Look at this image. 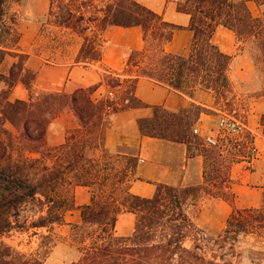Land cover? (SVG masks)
I'll list each match as a JSON object with an SVG mask.
<instances>
[{
    "label": "trees",
    "instance_id": "trees-1",
    "mask_svg": "<svg viewBox=\"0 0 264 264\" xmlns=\"http://www.w3.org/2000/svg\"><path fill=\"white\" fill-rule=\"evenodd\" d=\"M6 1L0 0V64L8 53L19 60L8 76L0 73V236L29 229H35V235L43 230L45 234L40 236L51 235L55 226L65 223V214L75 209L74 188L83 186L90 188L91 202L80 209L81 224L71 226L69 239L79 255L70 264H239L235 260L241 257L237 244L242 236L238 235L248 233L255 222H264V207H234L219 236L207 235L194 221L203 192L234 205L232 194L224 188L226 179H222L221 185L215 182L222 170L229 169L227 159L219 151L207 148L192 132L200 114H212L211 110L192 106L171 113L153 106V117L138 120V128L144 136L186 144L190 157L202 155L205 184H214L212 189L158 184L153 197L136 196L129 190L136 159L111 154L105 140L114 113L148 107L135 93L140 78L187 96L200 88L213 92L218 101L228 100V95L235 101L229 76L233 56L224 54L212 43L218 26L232 30L242 49L252 53L255 94L264 95V13L254 17L245 1L179 0L177 9L190 16L187 29L194 33L190 54L181 56L167 53L164 47L171 43L176 30L184 28L167 22L136 0H49V26L68 29L84 39L77 62L100 58L97 37L105 29H142L144 47L130 51L126 61L127 87L118 99L96 102L92 99L96 87L80 89L72 95L34 88L36 74L28 68L24 70L28 56L14 52L19 36L10 46L2 41L3 33L12 32L5 21ZM254 1L264 5V0ZM259 73L260 80L256 81ZM19 81L28 89L29 99L12 102L9 96ZM107 82L113 89L121 88L119 77L110 76ZM231 106L225 104L226 111L238 114ZM65 107L78 119V127L68 133L64 144L42 151L49 124ZM31 154L39 157L33 158ZM106 159L122 160L126 165L121 172L113 173L112 168L103 165ZM57 187L65 193L50 198L49 189L58 193ZM36 202L40 206L32 216L30 207ZM192 209H196L194 213ZM122 212L135 216L130 236L115 234ZM0 264L46 262L1 243ZM248 264L263 263L252 260Z\"/></svg>",
    "mask_w": 264,
    "mask_h": 264
},
{
    "label": "crops",
    "instance_id": "crops-1",
    "mask_svg": "<svg viewBox=\"0 0 264 264\" xmlns=\"http://www.w3.org/2000/svg\"><path fill=\"white\" fill-rule=\"evenodd\" d=\"M178 1L149 0L144 5L162 15L167 22L184 28L174 32L171 43L165 45L164 50L167 53L188 56L194 33L187 29L190 16L178 11ZM235 1H245L254 17H260L264 13V5L260 6L254 0ZM46 4L49 11V0H46ZM21 33L17 50L14 52L28 56L24 70L28 68L36 74L34 82L36 90L72 95L80 89L96 87L92 95V99L96 102L106 100L111 95L116 96L117 99L120 97L126 85L124 80L129 77L125 75L129 53L132 50L140 51L144 47L143 32L140 27H110L100 32L97 37L101 48L100 58L95 61L77 62L84 39L72 31L48 26V31L45 32L42 25H34ZM46 33L49 40L36 49L37 41ZM212 43L224 54L233 56L229 76L236 99L240 103L241 109L238 114L245 119L253 142L260 151V158L250 169L240 159L223 156L229 166L225 172L224 188L232 194L233 206L222 198L204 192L201 195L197 215L194 218L195 224L207 235L219 236L226 228L234 207L240 210L264 207V126L262 125L264 95L255 94V66L252 53L247 48L242 49L236 34L230 29L218 26L212 36ZM18 60L17 57L6 54L0 64V73L8 76ZM110 76L120 78L121 88L113 89L108 85L107 78ZM135 93L148 107L114 113L109 119L105 140V147L111 154L130 156L137 161L129 184L130 192L136 196L151 198L158 184L212 189L214 184H205L202 155L190 157L186 144L142 135L138 128V120L152 118L153 106H161L171 113L190 109L192 106H201L213 112L201 113L194 122L193 127L198 126L201 137H204L217 131L218 120L223 113L222 104L216 99L215 94L197 88L192 96H187L148 78L138 79ZM29 95L28 89L19 81L12 89L9 100L27 101ZM78 125V119L72 110L65 107L49 124L46 145L56 147L64 144L68 133ZM73 192L75 209L67 212L65 223L55 226L53 231L62 239L68 237L67 227L81 224L80 209L91 202L90 188L77 186ZM134 224L135 216L132 213H120L115 234L132 235ZM250 236L257 234H246L247 238ZM251 239L257 241L253 251L261 253L258 261L264 264V235ZM248 254L249 250L245 249L241 252V258L248 260Z\"/></svg>",
    "mask_w": 264,
    "mask_h": 264
},
{
    "label": "rangeland",
    "instance_id": "rangeland-1",
    "mask_svg": "<svg viewBox=\"0 0 264 264\" xmlns=\"http://www.w3.org/2000/svg\"><path fill=\"white\" fill-rule=\"evenodd\" d=\"M137 2L141 4L148 3L149 0H136ZM48 7L46 4V0H7L5 5V21L7 22L8 26H11L12 32L2 34V41L7 45H13L14 40L21 35L22 31L25 29H30L34 25H42V28L45 29V32L48 31V21H47V13ZM91 35V33H88ZM49 40V36L46 34H43L41 38L37 41V47L36 49L43 46V44L47 43ZM49 47V46H47ZM27 60H25L24 64H26ZM259 75V76H258ZM256 76V81L260 80L259 77L260 73ZM127 85H125V88ZM123 90V91H124ZM122 91V92H123ZM117 99V98H116ZM222 104V110L223 112L226 111L225 104L232 105V109L236 110L239 113L240 103L239 100L235 99L232 100V96L228 95V100H220ZM240 114V113H239ZM6 128L15 133V130L12 126L7 125ZM194 128V127H193ZM25 147V146H24ZM52 147H48L46 144L41 149L42 151H47L48 149H51ZM19 152V150H18ZM100 150L96 151L95 153H99ZM17 154V151L15 152ZM29 155V154H27ZM31 157L38 158V154H31ZM228 157L234 158L233 154L227 155ZM107 164L108 168H112L116 172H121L123 168L125 167L126 163L122 160H112V159H106L105 162ZM215 175V173H214ZM220 178L216 179V183L218 185H221L222 179L225 178V171L222 170L220 174ZM132 175L129 178L130 181L132 180ZM60 187H57L56 190H58ZM75 189V188H74ZM51 189H49L48 193L50 195V198H56L57 194H63L64 191L58 190L56 192H51ZM74 191V190H73ZM41 200H45L43 197H40ZM199 203V202H198ZM39 202H36L34 206L30 207V210L32 213L30 215L37 214V210L39 208ZM196 209H192L191 213H194ZM69 212V211H68ZM257 216V215H256ZM259 216V215H258ZM260 217V216H259ZM260 219V218H259ZM29 222H32L30 220ZM261 226H264V222L257 223L255 222L253 225L249 227L248 233H254L257 234V236H253L254 238L260 237L264 235V228ZM68 237L62 239L56 236H59L56 232H53L51 235L40 236L41 234H45V230L38 231L39 234L35 235L36 230L35 229H29L27 231H17L13 230L11 233L5 234L0 236V244L5 243L9 246H12L16 249H18L21 252L27 253L29 255H37L43 259H45L46 264H70L73 260L77 259L79 252L77 250V247L72 244L69 237L71 236V230L72 228L67 227ZM64 230V229H62ZM54 231V230H53ZM247 233H241L238 236H242L239 239V242L237 244V250L239 252L244 251L245 249L249 250L248 254V260L243 258H238L235 261L239 264H248L249 260H258L259 256H261L260 252L253 251V248L256 247L257 241H253L250 237H246ZM231 236H235L231 234ZM260 250V249H258ZM257 250V251H258Z\"/></svg>",
    "mask_w": 264,
    "mask_h": 264
},
{
    "label": "built area",
    "instance_id": "built-area-1",
    "mask_svg": "<svg viewBox=\"0 0 264 264\" xmlns=\"http://www.w3.org/2000/svg\"><path fill=\"white\" fill-rule=\"evenodd\" d=\"M109 98L115 100L116 96L111 95ZM107 110L110 111L111 108ZM192 132L203 141L207 148L219 151L222 156L233 154L234 158L240 159L249 169L260 158V151L253 142L245 119L235 111L221 114L215 133L201 137L198 126L193 128Z\"/></svg>",
    "mask_w": 264,
    "mask_h": 264
}]
</instances>
